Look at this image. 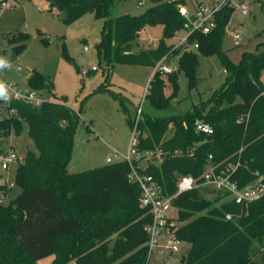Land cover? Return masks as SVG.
Instances as JSON below:
<instances>
[{
  "label": "trees",
  "instance_id": "trees-1",
  "mask_svg": "<svg viewBox=\"0 0 264 264\" xmlns=\"http://www.w3.org/2000/svg\"><path fill=\"white\" fill-rule=\"evenodd\" d=\"M46 1L65 13L62 22L66 25L87 13L103 19L95 49L107 74L114 64L153 68L170 51L165 41L182 28L178 6L186 4L185 0H145L150 6L143 13L113 17L111 8L122 0ZM233 11L222 9L209 34L190 39L198 42L197 51L171 52L178 55L177 69L166 74L171 95L165 96L163 91L165 74L156 72L149 80L145 98L164 109L176 93L179 71L184 73L188 88L195 87L200 56L217 55L226 73L219 88L186 114L143 118L137 124V149L162 153L161 161L148 162L144 173L152 175L166 195L176 192L178 175L198 179L209 156L214 165L239 160L235 180L241 187L255 179L254 172L264 181V41L254 52L244 51L237 62L232 61L221 50V43ZM157 25L162 26L158 46L134 51L139 33L146 26ZM26 38L13 35L11 52L16 55L24 48ZM61 56L72 63L64 44ZM26 82L29 89L52 90L46 77L35 71ZM9 107L15 115L0 116V154L7 138L20 134L22 123L27 125L35 150H27L15 170L14 184L20 192L7 204H0V264H36L50 255L49 264H149L144 227L151 222V215L140 206L139 186L128 181L129 165L118 161L69 173L80 113L50 100L39 106L13 100ZM196 120L210 124L213 133L195 131ZM169 128L171 135L164 139ZM0 190L6 194L10 189ZM203 192L204 188H194L173 200L176 238L189 245L180 264H264L254 261L251 253L253 243L264 246V196L243 207L226 193L216 192L211 202ZM227 213L232 214L231 220L225 219ZM113 234L116 240L108 247L106 238Z\"/></svg>",
  "mask_w": 264,
  "mask_h": 264
},
{
  "label": "rangeland",
  "instance_id": "rangeland-1",
  "mask_svg": "<svg viewBox=\"0 0 264 264\" xmlns=\"http://www.w3.org/2000/svg\"><path fill=\"white\" fill-rule=\"evenodd\" d=\"M139 0L118 1L111 8V16L123 14L139 15L150 6L138 5ZM197 0H185L192 5ZM249 7V13L242 15L234 9L227 24L221 43V50L234 62L242 52H254L256 45L264 41V0H240ZM65 13L52 8L46 0H21L11 8H4L0 13V59L6 66L0 67V81L10 82L22 90L29 89L26 78L10 62L13 35H26L25 46L16 54L17 64L35 71L52 84L51 92L39 90L45 100L64 103L74 113L79 112L73 145L68 163L69 173H78L105 164V159H113V153L125 154L129 146L132 127L138 109L143 118H164L184 115L194 104L203 101L223 83L226 73L217 55L200 56L196 73V85L189 89L182 71L177 74V90L167 108L159 109L145 98L153 68L142 65L114 64L107 74L105 62L99 61L95 44L100 40L103 19L93 13H87L72 24L62 22ZM239 34L235 40L233 34ZM162 34V26H146L138 35L134 51L155 49ZM49 40H47V38ZM179 36L167 39V45L175 43ZM65 45L72 63L61 56ZM88 48L85 51L84 48ZM178 58H172L170 66L177 69ZM76 67L78 71H76ZM95 67L97 70L92 71ZM83 71H88L86 74ZM165 80L164 94H172V87ZM139 120V121H140ZM172 128L164 139L171 135ZM145 136V133L144 135ZM11 142L18 157L16 163L9 166L8 179L12 187L4 194V202L11 201L20 192L14 184L15 170L22 162L27 150L34 151V145L27 136V125L22 123L18 136L11 135ZM4 142L2 149L6 146ZM3 171L0 168V174ZM217 193L210 187H204L203 196L213 202ZM223 200V199H222ZM116 240V234L106 238L108 247ZM189 249L187 243L179 246V252L167 255L155 248L151 264H180V259ZM251 253L254 261L264 263V246L252 244ZM53 256L36 261V264H49Z\"/></svg>",
  "mask_w": 264,
  "mask_h": 264
},
{
  "label": "built area",
  "instance_id": "built-area-1",
  "mask_svg": "<svg viewBox=\"0 0 264 264\" xmlns=\"http://www.w3.org/2000/svg\"><path fill=\"white\" fill-rule=\"evenodd\" d=\"M21 0H0V13L4 8H11ZM138 5H144V0H139ZM224 8H236L242 15L249 13V7L240 0H197L189 4L178 6L179 15L183 18V26L175 32V36H179L175 43L170 44V51L165 54L153 67L152 75L154 73L169 74L173 71L170 66L172 58H178L171 54L174 50L180 52H195L198 49V42L190 39L197 34L207 35L215 27V19L217 14ZM235 40L239 39V34H233ZM88 51V48H84ZM92 71L97 68L92 67ZM88 71H83L87 73ZM152 77V76H151ZM6 93V98L0 96L2 101L1 117H12L15 111L9 107L11 101L18 100L31 106H39L46 101L40 91L28 89L22 90L17 85L10 82L0 81ZM263 95V92L260 94ZM141 111L138 109L135 119L132 122V130L129 140V146L125 154L113 153V159L107 157L106 164L113 162L124 161L129 167L128 181L135 183L140 188L139 203L143 208H147L151 215V222L144 227V231L148 236L147 240V257L146 263H150L154 256V249L163 250L167 255H174L179 252V246L183 242L178 240L175 235L177 228V209L173 206V200L180 194L188 192L194 188L210 187L215 192L226 193L228 198L238 206L248 207L252 202L259 200L264 196V181L263 176L258 172H254L255 179L241 187L237 180H235V173L240 167V161L235 163L225 162L222 165H214L211 162V156L208 158V163L203 174L198 178H193L190 175L177 176L176 192L172 195H166L162 187L155 180V178L144 173V169L148 162L159 163L162 159L160 151L138 150V132L137 124L140 120ZM80 116V114H79ZM248 118V115L245 117ZM243 119L240 118V121ZM195 131L210 135L213 133V128L210 124L203 120H196L194 123ZM11 135L5 141L7 144L0 154V168L3 173L0 174V188L10 189L12 183L8 179L7 172L12 163L18 161L15 154L14 146L11 142ZM201 180V181H198ZM3 190H0V204H7L4 202ZM226 220L232 219V214L225 215ZM165 264H170L167 262Z\"/></svg>",
  "mask_w": 264,
  "mask_h": 264
},
{
  "label": "water",
  "instance_id": "water-1",
  "mask_svg": "<svg viewBox=\"0 0 264 264\" xmlns=\"http://www.w3.org/2000/svg\"><path fill=\"white\" fill-rule=\"evenodd\" d=\"M47 40H49L48 37H46ZM17 58H16V55L11 52L10 56H9V62L16 68L20 71V73L26 78L28 77L30 74H31V71L19 64H17L16 62Z\"/></svg>",
  "mask_w": 264,
  "mask_h": 264
},
{
  "label": "clouds",
  "instance_id": "clouds-1",
  "mask_svg": "<svg viewBox=\"0 0 264 264\" xmlns=\"http://www.w3.org/2000/svg\"><path fill=\"white\" fill-rule=\"evenodd\" d=\"M4 66H6V61L3 59H0V67H4ZM0 96H4V98H6V93L2 85H0Z\"/></svg>",
  "mask_w": 264,
  "mask_h": 264
},
{
  "label": "crops",
  "instance_id": "crops-1",
  "mask_svg": "<svg viewBox=\"0 0 264 264\" xmlns=\"http://www.w3.org/2000/svg\"><path fill=\"white\" fill-rule=\"evenodd\" d=\"M144 30H145V28H144L142 31H144ZM142 31H141V32H142Z\"/></svg>",
  "mask_w": 264,
  "mask_h": 264
}]
</instances>
